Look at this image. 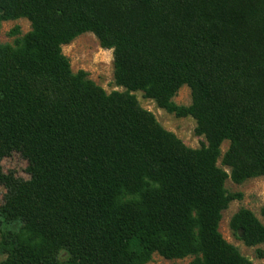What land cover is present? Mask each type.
Listing matches in <instances>:
<instances>
[{
  "label": "trees",
  "instance_id": "obj_1",
  "mask_svg": "<svg viewBox=\"0 0 264 264\" xmlns=\"http://www.w3.org/2000/svg\"><path fill=\"white\" fill-rule=\"evenodd\" d=\"M22 19L31 31L0 42V264H252L220 225L243 197L227 181L264 177V0H0V24ZM88 33L124 92L73 72L63 47ZM136 92L206 144L187 147ZM14 154L28 180L4 172ZM230 229L264 246L252 211Z\"/></svg>",
  "mask_w": 264,
  "mask_h": 264
},
{
  "label": "rangeland",
  "instance_id": "obj_2",
  "mask_svg": "<svg viewBox=\"0 0 264 264\" xmlns=\"http://www.w3.org/2000/svg\"><path fill=\"white\" fill-rule=\"evenodd\" d=\"M17 27L20 28V34L12 36L11 32ZM30 31L31 24L26 19L1 23L0 42L14 45L17 39L24 37ZM63 53L70 59L74 73L80 71L89 73L90 79L109 94L115 91L124 92L123 88L117 87L115 84L113 52L102 49L98 39L93 34L88 33L78 37L73 43L63 47ZM134 95L142 108L153 113L162 127L175 134L187 147L200 149L206 144L205 138L197 135V123L193 118H178L167 113L160 109L154 101L145 98L143 92H136ZM174 102L179 106L189 107L192 104L190 89L188 87L182 88ZM229 145V142L223 144V154L228 150ZM218 165L228 174L231 173L229 168L222 165L221 160ZM3 167L5 173L14 172L17 177L29 179L27 174L28 163L19 154H14L11 158L5 159ZM226 189L230 194H241L243 197L242 200L232 202L229 208L223 212L220 225L221 234L228 243L238 248L241 254L248 258L252 264H264V246L249 248L234 237L230 229L232 217L241 209L252 211L264 223L261 216V210L264 207V177L250 179L240 185L229 179L226 183ZM6 193V189L0 185V206L4 204ZM192 261V257L182 260H166L156 254L149 264H190Z\"/></svg>",
  "mask_w": 264,
  "mask_h": 264
}]
</instances>
